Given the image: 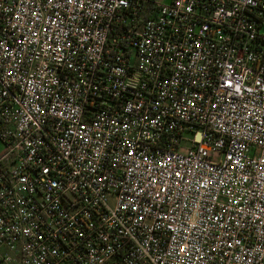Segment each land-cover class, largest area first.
Instances as JSON below:
<instances>
[{
    "label": "built area",
    "instance_id": "obj_1",
    "mask_svg": "<svg viewBox=\"0 0 264 264\" xmlns=\"http://www.w3.org/2000/svg\"><path fill=\"white\" fill-rule=\"evenodd\" d=\"M0 260L264 264V0H0Z\"/></svg>",
    "mask_w": 264,
    "mask_h": 264
},
{
    "label": "crops",
    "instance_id": "obj_2",
    "mask_svg": "<svg viewBox=\"0 0 264 264\" xmlns=\"http://www.w3.org/2000/svg\"><path fill=\"white\" fill-rule=\"evenodd\" d=\"M2 150H3V146H2V144L0 143V154H1Z\"/></svg>",
    "mask_w": 264,
    "mask_h": 264
},
{
    "label": "rangeland",
    "instance_id": "obj_3",
    "mask_svg": "<svg viewBox=\"0 0 264 264\" xmlns=\"http://www.w3.org/2000/svg\"><path fill=\"white\" fill-rule=\"evenodd\" d=\"M0 264H9V263H6V262H3L2 260H0Z\"/></svg>",
    "mask_w": 264,
    "mask_h": 264
}]
</instances>
